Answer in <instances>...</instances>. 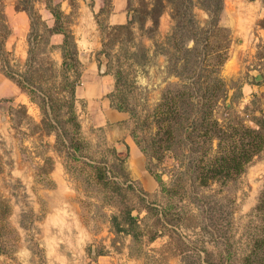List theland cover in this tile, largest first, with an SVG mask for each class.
Listing matches in <instances>:
<instances>
[{"label": "rangeland", "instance_id": "1", "mask_svg": "<svg viewBox=\"0 0 264 264\" xmlns=\"http://www.w3.org/2000/svg\"><path fill=\"white\" fill-rule=\"evenodd\" d=\"M52 2L70 14L69 24L80 40L77 67L82 81L76 90L88 80L99 82L107 72L120 71L123 77L119 87L106 89L103 98L89 102L94 109L79 97L81 152L60 149L39 105L18 81L31 76L59 99L63 82L55 70L62 62L57 44L63 38L47 31L53 18L39 13L45 11L46 0H0V241L6 249L0 251V264H184V255L196 250L204 257V251H210L214 264H264V207L258 208L264 192V149L238 178L202 183L189 172L188 146L177 160L172 152L157 158L151 148L146 155L133 137L137 135L143 146L151 145L157 129L153 114L162 92L169 83L180 81L168 55L176 59L182 54L177 43L187 42L192 29L187 3L183 1L187 10L181 13L166 2L174 24L168 36L156 38V45L136 40L134 26L132 34L108 27L105 13L96 15L98 29L89 30L93 35L82 37V26L89 25L85 13H90L91 0ZM148 4L130 1L138 24L150 16ZM26 7L37 13L35 28L43 34L41 41L35 39L30 23L22 24L19 11ZM259 22L264 27V19ZM98 30L102 45L94 36ZM227 36L230 39L227 30L215 31L211 41L218 39L225 46ZM104 43L109 56L101 52ZM142 45L149 48L150 61L138 66L132 54L141 53ZM256 55L253 60L248 54L242 57L241 69L230 74L235 62L228 59V52L219 74L229 87L226 103L233 124L259 130L264 119V43L258 45ZM76 70L70 71L72 79ZM257 74L262 78L257 80ZM110 103L113 108L124 106L127 119L105 123V107ZM55 108L73 131L67 106L60 108L58 102ZM136 144L141 160L136 157ZM123 147L126 152L121 154L126 156L121 161L118 149ZM140 166L153 178L152 171L161 173L171 192L159 183L156 189L143 186L138 171L133 172ZM130 208L143 231L142 243L135 248L132 236L117 234L112 225L113 216H122Z\"/></svg>", "mask_w": 264, "mask_h": 264}, {"label": "trees", "instance_id": "2", "mask_svg": "<svg viewBox=\"0 0 264 264\" xmlns=\"http://www.w3.org/2000/svg\"><path fill=\"white\" fill-rule=\"evenodd\" d=\"M167 1H171L174 8L180 10L181 13L186 11L187 8L190 9L188 24L192 26V29L189 35L185 37L187 42L177 43V47L182 50V54L176 59L168 55L170 68L179 77L180 81L169 83L162 92L161 100L153 114L157 129L151 145L143 146L137 135L133 134V137L146 155L151 154V148L153 155L157 158H161V155L165 152H172L174 159L177 160L179 157H184L183 148L188 146L192 159L189 169L191 175L194 174L196 179H200L202 183L210 180L226 183L241 176L246 171L247 166L264 149V119L260 123L261 128L259 130L250 127H237L231 120V108L227 107L226 103L229 87L225 79L219 74L221 66L228 58L230 39L227 36L228 41L225 46H222L218 39L211 41L215 31L224 29L230 35L227 28L219 25L223 0H206L207 5L194 0H183L188 5L186 9L183 8V1L157 0L147 12L150 16L146 17H150L153 21V27L149 33L152 38H154L155 30L158 28L160 16ZM194 5L204 9L210 16L207 29L197 25L198 21L193 12ZM46 7L55 20L54 25L47 28L48 33L50 35H63L62 42L59 45L62 62L59 65L60 67L55 70V75H58L63 82L61 88L63 93L59 99H55L49 89H45L41 83L34 81L31 76H26L18 83L28 92L31 100L39 105L46 117L43 122L47 123L52 130L51 132L56 134L58 147L60 149L71 148L76 154L81 152L80 144L82 143L79 137L82 126L76 110V102L78 101L76 87L81 82V75L77 67L81 62L78 44L74 30L69 24L70 14L65 13L59 4H53L52 0H46ZM24 9L32 19L31 27L35 39L41 41L43 34L38 33L35 28L36 11L32 7ZM153 10L156 15L152 14ZM138 12L136 10V14ZM135 16L130 8L128 23L112 28L127 30L132 34L133 26L137 21ZM139 25L143 26L140 23ZM190 41L193 42L192 46H189ZM154 42L159 45L155 38ZM30 43H32L31 40ZM140 51L141 53L139 51L133 52L132 57L138 66H143L150 61L149 48L142 45ZM101 52L109 56L105 43ZM161 52L165 53L166 51ZM29 59L30 57L28 61ZM28 64L30 65L31 62L29 61ZM75 67L77 70L74 79H72L70 71L75 70ZM8 76L11 79L15 78L12 75ZM122 77L121 72L117 71L115 74L116 87H119ZM58 102L60 108L67 106V112L69 113L67 122L73 128L71 132H69L71 129L65 126L66 119H64V115L60 109L55 108ZM114 107L118 110L127 111L122 105ZM118 153V158L124 161L126 155ZM152 173L162 190L171 192L170 189L165 187L161 173H154L153 171ZM260 207H264V192L259 200L258 208ZM132 210V208L126 209L122 216H113L112 225L117 234L131 235L135 248L137 244L142 243L143 231L140 227V218H136ZM158 234L156 232L152 239H155ZM1 244L2 242L0 243V251L5 252L6 249ZM130 249L132 251L133 248ZM204 252L205 257L200 250L187 252L183 257L184 264H214L215 261L210 260L213 258V254L206 250Z\"/></svg>", "mask_w": 264, "mask_h": 264}, {"label": "crops", "instance_id": "3", "mask_svg": "<svg viewBox=\"0 0 264 264\" xmlns=\"http://www.w3.org/2000/svg\"><path fill=\"white\" fill-rule=\"evenodd\" d=\"M130 1L131 0H91L93 3L92 7L90 8V13H85L86 19H88L89 25L82 26V30L85 33H82V37L85 36V38L88 36L89 33L93 35V31H89L91 27H98V22L96 20V15H101V13H105V19L104 23L108 27L113 26H119V25H125L128 23V19L130 16ZM149 2L148 7L151 9L153 7V0H147ZM197 2V0H194ZM63 10V9H62ZM65 12V11H64ZM172 8L171 5L166 3L164 11L162 12L159 20V26H158V36L157 34H154V38L164 39L168 34L171 33L173 28V19H172ZM193 12L195 13L196 20L198 21V24L200 27L204 26L209 16L208 13L200 8L199 6L194 5ZM20 17L22 18V24L27 25L30 23V27L32 24V19L29 16L28 12L25 9H21L19 11ZM39 13L42 15V18H44V13L48 17H52L53 23H48L50 27L54 25V16L52 13L45 8V11L40 10ZM66 13V12H65ZM69 14V13H67ZM91 19V21H89ZM94 19V20H93ZM264 19V0H223V9L220 14V20L219 25L227 28L230 31V40H231V46L228 48V52L230 53V56L228 59H234L235 65L231 67L230 74H233L237 71V69L241 65L240 60L242 57L246 56L248 54V57L250 60L256 59L254 56V53H256V50H258V45L261 43H264V27L259 24L260 20ZM103 23V24H104ZM100 25V23H99ZM153 26V21L150 17L146 18L143 26H140L138 22L134 24V30H136V40L142 39L144 43L151 44L154 41V38L152 36H149V31ZM101 27V25H100ZM32 28V27H31ZM98 29V28H97ZM75 33V31H74ZM53 36L60 35L63 38L62 34H52ZM76 35V33H75ZM160 35V36H159ZM99 38V40H96V42H101L104 40L103 37L100 40V31L98 30L96 35H94ZM77 44L80 41L78 37L76 36ZM159 41V40H158ZM62 42V40H61ZM57 44V49L60 50L59 45ZM90 42V41H89ZM193 42H189V46H192ZM102 48V47H101ZM100 48V49H101ZM79 49V45H78ZM99 49V50H100ZM61 54V53H60ZM239 61L240 64L237 62ZM249 62V61H248ZM239 71V70H238ZM104 78H102L99 82L96 80H88V83L85 82L82 83L83 86L82 89H79V86L76 90V96L79 100V97L86 100L88 102V108L94 107L89 104L90 101H95L98 97H104L105 90L111 89L113 90L116 78L114 74L111 73H104ZM106 78L108 81H106ZM82 81V80H81ZM111 90V91H112ZM93 104V103H92ZM107 105V104H105ZM92 106V107H91ZM104 119L105 123H108V120L110 121H116V120H125L127 119V114L125 111L118 110L117 108H113V106L110 103V106L105 107ZM99 120V118H98ZM101 123V122H100ZM128 146L132 148L131 142L128 140ZM140 148L136 144V157L141 160L142 153L140 152ZM136 166V165H135ZM136 171H138V176L142 179L143 186L147 185L150 186L153 189H156L158 187V182L155 178H153L152 175L145 173L143 169H134L133 172L136 175Z\"/></svg>", "mask_w": 264, "mask_h": 264}, {"label": "water", "instance_id": "4", "mask_svg": "<svg viewBox=\"0 0 264 264\" xmlns=\"http://www.w3.org/2000/svg\"><path fill=\"white\" fill-rule=\"evenodd\" d=\"M101 69H102V71H104L106 69V65H102ZM260 78H262V75L261 74H257L256 75V79L259 80ZM229 104H230L229 101H227V105H229ZM125 150H126V148L123 147L121 149H118V152H120V153L121 152H126Z\"/></svg>", "mask_w": 264, "mask_h": 264}]
</instances>
